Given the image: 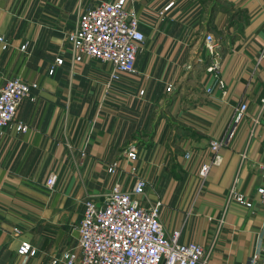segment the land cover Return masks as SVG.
<instances>
[{"label":"crops","instance_id":"crops-1","mask_svg":"<svg viewBox=\"0 0 264 264\" xmlns=\"http://www.w3.org/2000/svg\"><path fill=\"white\" fill-rule=\"evenodd\" d=\"M99 1L0 0V87L14 77L37 86L15 113L27 131L0 133V264H61L80 202L101 201L113 184L128 189L136 177L146 183L143 201L160 203L165 233L200 245L207 264H264L256 195L264 128L252 124L264 98V0H134L144 42L134 73L114 81L107 65L73 62L64 38ZM207 40L222 89L205 72ZM241 102L247 109L236 119ZM129 148L133 161L122 158ZM20 242L33 256L16 254Z\"/></svg>","mask_w":264,"mask_h":264},{"label":"built area","instance_id":"built-area-1","mask_svg":"<svg viewBox=\"0 0 264 264\" xmlns=\"http://www.w3.org/2000/svg\"><path fill=\"white\" fill-rule=\"evenodd\" d=\"M134 0H106L87 6L77 15L75 26L64 36L69 46L73 62L89 58L107 65L109 80H117L120 74H133L134 61L144 36L138 29V21L133 11ZM209 42V40H207ZM206 43L205 49L209 62L205 72L210 76L212 85L223 88L219 68L214 62L216 57L213 43ZM0 43L3 36L0 35ZM25 45L20 47L23 50ZM4 48V46H3ZM56 65L61 64L56 59ZM52 70L48 71L51 74ZM37 90L34 83H26L14 77L7 79L0 87V133L12 130L16 134L27 131V127L15 119L18 105L31 98ZM171 91V85L165 92ZM211 87L206 89L209 93ZM141 92H139V95ZM246 104L241 102L235 109L236 119L246 112ZM253 125L264 128V98L260 100ZM223 144L222 140L211 141L209 148L213 154V163L218 159L216 152ZM189 155L184 154L188 159ZM122 158L133 161L135 152L127 149ZM118 168L117 163L106 169L109 174ZM208 166L202 165L198 178L202 181ZM260 185L256 189L257 205L264 213V164L258 166ZM55 175L50 173L44 182L51 189ZM146 183L141 177L134 178L128 189L113 184L102 195L101 201L86 197L80 202L81 214L77 225V237L72 248L63 251L58 259L61 264H207L208 252L195 243H179L178 232L166 234L159 221L158 201H143ZM235 202L246 208L251 202H245L240 196ZM13 232L18 234L16 229ZM18 256H33L34 251L26 242H20L16 250ZM55 264V261L51 262Z\"/></svg>","mask_w":264,"mask_h":264}]
</instances>
